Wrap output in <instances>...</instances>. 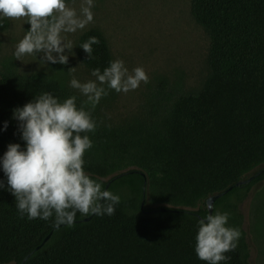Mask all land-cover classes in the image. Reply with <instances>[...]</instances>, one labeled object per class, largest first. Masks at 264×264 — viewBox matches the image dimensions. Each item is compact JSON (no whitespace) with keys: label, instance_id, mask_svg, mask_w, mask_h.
Instances as JSON below:
<instances>
[{"label":"trees","instance_id":"trees-1","mask_svg":"<svg viewBox=\"0 0 264 264\" xmlns=\"http://www.w3.org/2000/svg\"><path fill=\"white\" fill-rule=\"evenodd\" d=\"M192 13L210 36L203 86L157 92L123 122H109L63 78L26 74L13 62L4 66L0 161L10 143L25 147L14 109L44 92L61 102L75 96L96 123L94 132L81 134L92 141L84 169L121 202L111 216L85 220L91 215L77 213L72 227L56 228L54 217L29 220L17 209L0 163V264H22L31 253L24 264H207L195 252L198 221L209 214L207 198L227 189L213 213H229L227 226L241 236L219 264H251L240 205L264 182V0H193ZM30 27L26 22V32ZM92 36L100 43L89 58L80 46ZM77 52L91 72H103L113 60L98 28L80 37ZM252 175L251 183L236 186Z\"/></svg>","mask_w":264,"mask_h":264},{"label":"clouds","instance_id":"clouds-1","mask_svg":"<svg viewBox=\"0 0 264 264\" xmlns=\"http://www.w3.org/2000/svg\"><path fill=\"white\" fill-rule=\"evenodd\" d=\"M93 7L94 0H83L79 11L66 0H0V16L14 20L26 17L31 25L16 45L17 60L40 53L45 62L67 64L69 57L65 50L71 52L73 44L62 33L84 29L93 21ZM99 43V39L92 36L80 47L91 58L92 46ZM75 69H70L69 73H74ZM92 76L96 80L81 83L73 75L70 86L86 96L85 104L93 108L108 94L102 85L107 84L117 93H127L149 80L143 67H135L130 72L121 59L110 61L103 72L94 69ZM13 119L19 121L25 147L10 143L0 163L8 190L15 196L22 216L27 214L29 220L54 217V226L59 228L61 225L72 227L77 213L84 216L115 214L120 196L106 190L84 169V154L92 147V141L88 135L81 134L94 132L96 123L83 105L77 107L75 96L61 102L44 92L32 102L14 109ZM4 127L7 128V123ZM3 187L0 181V188ZM208 209H213L211 203ZM229 215L209 211L198 221L195 252L201 261L219 264L227 259L225 253L237 247L241 233L227 226Z\"/></svg>","mask_w":264,"mask_h":264},{"label":"rangeland","instance_id":"rangeland-1","mask_svg":"<svg viewBox=\"0 0 264 264\" xmlns=\"http://www.w3.org/2000/svg\"><path fill=\"white\" fill-rule=\"evenodd\" d=\"M82 2L73 0L68 4L79 11ZM192 3L193 0H94L93 21L75 33H62L73 44L71 52L65 50L67 64L45 62L40 53L17 60L14 53L26 34L27 18L0 16V72L13 62L23 73L43 72L65 79L69 86L73 75L81 83L96 80L80 61L77 47L87 30L98 28L107 38L113 60H123L130 72L143 67L149 77L147 83L141 82L127 93L102 85L108 94L98 104L101 113L111 123L126 121L140 112L151 95L177 87L197 91L210 74V36L193 16ZM72 68L76 69L70 74ZM72 89L87 100L78 89ZM240 208L245 216L251 264H264V182L252 187Z\"/></svg>","mask_w":264,"mask_h":264},{"label":"water","instance_id":"water-1","mask_svg":"<svg viewBox=\"0 0 264 264\" xmlns=\"http://www.w3.org/2000/svg\"><path fill=\"white\" fill-rule=\"evenodd\" d=\"M253 179H254V175H252L251 177H249V178H247V179H245V180H242V181L238 182V183L236 184V186H237V187H241L242 185L249 184V183H251V181H252ZM227 191H228V189L225 190V191H223V192H220V193H216V194H214V195H211L210 197L207 198V201H206V202H207V206H208L209 203H211V204L213 205V209H210V210L208 209V210L210 211V213H213V210H214V204H215L216 200H217L218 198L222 197ZM162 210H165V208H162ZM145 211L148 212V213L151 212V211H147V210H145ZM91 217H92V215L89 216V217H87L85 220H90ZM49 237H50V235L47 236V238L45 239V242L49 239ZM42 245H43V244H42ZM42 245H39V246L37 247V249H40ZM31 255H32V253L29 254V255L24 259V261H23L22 264H24V263L27 261V259H28Z\"/></svg>","mask_w":264,"mask_h":264}]
</instances>
